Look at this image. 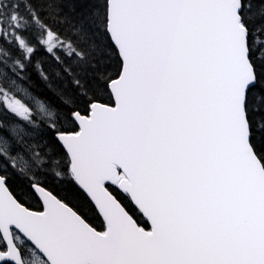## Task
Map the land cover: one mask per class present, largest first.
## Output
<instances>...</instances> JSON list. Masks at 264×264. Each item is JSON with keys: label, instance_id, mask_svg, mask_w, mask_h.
Instances as JSON below:
<instances>
[{"label": "snow or ice", "instance_id": "1", "mask_svg": "<svg viewBox=\"0 0 264 264\" xmlns=\"http://www.w3.org/2000/svg\"><path fill=\"white\" fill-rule=\"evenodd\" d=\"M0 264H264V0H0Z\"/></svg>", "mask_w": 264, "mask_h": 264}]
</instances>
